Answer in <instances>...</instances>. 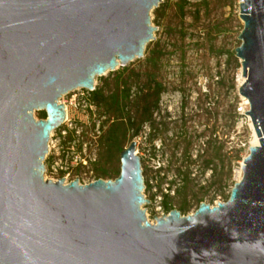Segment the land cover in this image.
<instances>
[{"label":"water","instance_id":"95a60500","mask_svg":"<svg viewBox=\"0 0 264 264\" xmlns=\"http://www.w3.org/2000/svg\"><path fill=\"white\" fill-rule=\"evenodd\" d=\"M161 1L0 0V264H264V0H239L240 93L260 142L226 201L150 220L136 139L115 178L45 176L60 98L144 57Z\"/></svg>","mask_w":264,"mask_h":264},{"label":"rangeland","instance_id":"374dc122","mask_svg":"<svg viewBox=\"0 0 264 264\" xmlns=\"http://www.w3.org/2000/svg\"><path fill=\"white\" fill-rule=\"evenodd\" d=\"M188 1L190 4L181 11V0H162L160 17L153 9L156 38L147 45L144 57L128 64L127 73L131 70L140 73V85L147 81L150 72H155L157 80L164 82L167 88L161 95L160 108L153 116L157 130L148 124L134 137L144 169L145 195L151 200L148 206H144L150 220L159 213L157 201L163 196L161 190L172 196L174 208L180 210L185 201L187 208L183 214L194 212L202 201L212 204L226 201L235 182L242 178L243 158L248 155L249 147L255 145L254 126L246 114L250 106L240 93L242 63L235 52L241 44L239 35L244 26L240 17V1ZM157 47L163 50L164 57L154 66L147 58L149 51ZM121 70L119 67L112 73L97 76V89L109 94ZM97 102L95 114L76 112L70 107L69 116L75 118L70 135L76 144L69 143L68 137L66 140L62 137L64 126L52 131L53 140L58 139L57 152L62 154L66 150L74 159L82 149L79 144L82 141L87 143L86 153L81 155L87 158L92 168H78L81 183L93 178L89 169L97 174L96 168L103 160L98 122L104 123L112 118L103 104L99 100ZM41 111L34 112L38 119ZM132 139L125 141V147ZM212 139L216 142L209 145ZM215 146L218 148L217 156ZM239 148L241 159L236 158V149ZM186 156L198 161L190 163ZM94 157L98 160L95 164L91 161ZM212 157L213 165L205 167V159ZM120 164V155L114 157L112 163H106L109 175L104 178H115L114 171L120 169ZM161 165L165 171L159 174ZM230 166L232 177L228 179ZM179 167L191 170V182L185 183L181 175H175L174 171L177 172ZM45 176L49 179L55 177L46 172ZM161 176L166 179L161 181ZM74 179L75 175L69 181ZM171 180L176 181L168 188Z\"/></svg>","mask_w":264,"mask_h":264},{"label":"trees","instance_id":"16d2710c","mask_svg":"<svg viewBox=\"0 0 264 264\" xmlns=\"http://www.w3.org/2000/svg\"><path fill=\"white\" fill-rule=\"evenodd\" d=\"M190 4L188 0H181L179 8L184 11L185 7ZM155 14L160 17L161 6L155 8ZM147 50V49H146ZM233 53V52H232ZM164 57V52L162 49L154 48L149 51V56L147 60L152 65H158ZM122 69L114 80V87L111 92L107 95L103 93V89H97L95 91V99L99 100L101 104L105 107L106 111L110 114L111 120H106L102 124V132L99 135V143L103 148V160L99 162L97 166V178H104L109 175L105 169L106 163H112L113 158L120 155L121 151L125 148V141L128 138H133L142 131L145 125H150L154 131L157 130V125L154 120V113L160 108V98L163 92L166 91V86L164 82L157 80L156 73L150 72L147 81L140 85V73H136L134 70H129V66H120ZM112 73V71H111ZM138 86V87H135ZM47 114L44 110L41 111V118H46ZM111 121V122H110ZM110 122V123H109ZM108 123V124H107ZM155 135V134H153ZM69 141H71V135H69ZM132 139V140H133ZM215 140H209V145H211ZM214 145V144H213ZM212 145V147H213ZM215 156L218 155V148L215 146ZM241 148L236 149L237 159H241L240 155ZM187 153V151H186ZM186 155V154H185ZM198 155V154H197ZM190 163L198 160L190 159V156H186ZM202 157V155H200ZM214 163V158L205 159V167H210ZM187 168V167H186ZM159 174L165 171L164 166L158 167ZM174 171L175 175H181L185 183L191 182L190 178L191 170L179 167ZM120 173V169L114 171L113 176L117 177ZM111 174V173H110ZM163 176H166L164 173ZM162 180H165L163 179ZM112 177V176H111ZM232 177V167H229L228 179ZM176 180H171L168 188L175 183ZM148 188L151 187L149 183ZM161 192H163L161 190ZM181 191L179 190V194ZM164 205L167 210H172V196L169 193H164ZM230 194L228 195L229 198ZM186 199V196L184 197ZM181 211L186 210L187 205L185 201L182 202Z\"/></svg>","mask_w":264,"mask_h":264},{"label":"built area","instance_id":"2783aa9c","mask_svg":"<svg viewBox=\"0 0 264 264\" xmlns=\"http://www.w3.org/2000/svg\"><path fill=\"white\" fill-rule=\"evenodd\" d=\"M96 90H97V84L95 82L93 89L79 87V88L69 91L67 94L63 95L60 98V102L64 103L66 106V118L64 122L62 123V126H64V128L61 129V135L65 140H66V137H69L70 132H72L71 131L72 128L74 129L73 119L75 118H71V116H69L70 107H73L76 112L90 111L93 114H95L98 108V102L95 99V95H94ZM102 124H103L102 122H98V128L101 127V130L99 129L100 134L102 132ZM56 141H58V139H56ZM56 141L53 140V135L51 132L50 140L48 143V153L46 154V158H45V164H46L45 172L48 174L49 173L53 174L55 176L53 180H57L59 178L65 177V180L69 182V178L74 175L76 179H79V175L77 173L78 168H92L90 164L88 163L87 158L85 156L82 157L81 155V154L86 153L87 143L82 141L79 144L80 147H82V149L80 150V152L77 153L76 158L74 159V157L71 156L70 153L66 150H63L62 154H60V152H57ZM69 143L76 144V140L69 141ZM91 161L93 164H95L98 160L96 157H94V158H91ZM89 172L93 174V178L89 182L97 179V175L94 174L93 169H89ZM166 193H169V192H166ZM162 195H163V192H162ZM163 201H164V195L160 196V200L157 201V203H159V206L157 207V210L159 211V213L156 216H162L164 214H168L170 211V210H167ZM148 205L149 204H145L144 206H148ZM145 210L147 214V209Z\"/></svg>","mask_w":264,"mask_h":264},{"label":"bare ground","instance_id":"6f19581e","mask_svg":"<svg viewBox=\"0 0 264 264\" xmlns=\"http://www.w3.org/2000/svg\"><path fill=\"white\" fill-rule=\"evenodd\" d=\"M244 80H245V78L243 77L241 83H242ZM254 130H255V128H254ZM254 142H255V144H258V143L260 142L259 136L257 135L256 131H255V141H254Z\"/></svg>","mask_w":264,"mask_h":264}]
</instances>
